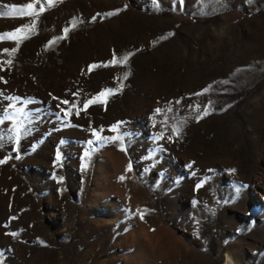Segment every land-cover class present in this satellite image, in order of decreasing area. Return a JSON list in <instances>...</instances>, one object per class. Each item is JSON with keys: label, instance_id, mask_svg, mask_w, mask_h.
I'll return each mask as SVG.
<instances>
[{"label": "rangeland", "instance_id": "374dc122", "mask_svg": "<svg viewBox=\"0 0 264 264\" xmlns=\"http://www.w3.org/2000/svg\"><path fill=\"white\" fill-rule=\"evenodd\" d=\"M32 20L0 39V264H264V0H0Z\"/></svg>", "mask_w": 264, "mask_h": 264}, {"label": "snow or ice", "instance_id": "6c2138e0", "mask_svg": "<svg viewBox=\"0 0 264 264\" xmlns=\"http://www.w3.org/2000/svg\"><path fill=\"white\" fill-rule=\"evenodd\" d=\"M44 2L48 5V7H52L56 3V0H44ZM181 2H183V0H181ZM249 2H251V0H249ZM13 7H15V6H13ZM24 8H26V9H34V5L32 3H29V4L25 5ZM45 10H46L45 7L43 6V4H41V6L39 8V12H36V11H24L22 9L21 12H20V15L21 16H29V17L38 16L40 13L44 12ZM117 11H119V10H117ZM114 14H116V13H114V12L107 13V15H109V16L110 15H114ZM4 15H11V13H4ZM93 19H95V17H93ZM75 26H76L75 24L72 25V27H75ZM35 28H36L35 20H32V21H30L29 24H25V25H23L21 27H18L17 29L14 30V32L0 34V39H11V40L19 42V41H21L23 39L29 38V36L35 31ZM68 31H69V29L65 28L64 29V34L65 35L62 36V37H58L57 39H64L66 37ZM169 35H172V34L170 33ZM53 43H55V40L49 41V45H51ZM4 51L8 52L9 49H4ZM15 51H17V48L11 49V52L15 53ZM131 55L132 54L129 53V54L124 55V56L120 57L119 59H117L115 57V54H114V57L109 62V64L110 65H116V64L126 65L128 63L129 57ZM7 63L11 64L12 61L9 60V61H7ZM105 66H108V65H105ZM95 67H97V65H90L89 68H88V71H92ZM0 68H2V65H0ZM128 75H129V73H127V72L124 73L123 76H122V80H126ZM0 79H2V78H0ZM223 83H228V81H223ZM122 87H123V84L121 83V87L120 88H117V89H105V90L101 91L96 97H93V98L87 100L84 103V110H86L91 104H94V103H106L107 97L110 96V95L115 94L118 91H120L122 89ZM211 89H212V85H209L206 88H204L201 93H196V95H202L203 93L209 92ZM13 99H19V98L16 97V98H13ZM63 103L68 104L69 101H63ZM177 103H179V101H177ZM210 104H211V101H209V105ZM73 108H76V105H73ZM168 110L171 111L172 109L169 108ZM196 110H199V106H197ZM71 112H72V108H69L68 110H66V115H70ZM156 112L160 113L161 109H156ZM76 114L79 115V109H77ZM208 114H209L208 108L205 107L203 115H208ZM200 118H202V116L197 117V119H200ZM4 119H11V118L10 117H5ZM0 123H3V120H0ZM117 127H118V125L114 126L113 130H116ZM173 131H175L176 134L179 135L180 127L179 126L174 127ZM17 132H18V130H17ZM96 138H97V140L103 139L102 137L99 136V134H96ZM156 138L160 139L161 137L158 136ZM17 139H19V135H17ZM109 139H111L112 141H115V140L120 139V137H118V136L117 137H111ZM169 139H171V137H169ZM89 143H91V141H89ZM86 155H87V153H86ZM4 162L5 161H0V163H4ZM85 167H86V165H85ZM189 167H191V165H189ZM128 170H131V164H129ZM232 171H235V170L233 169ZM120 179L123 180V179H125V177L121 176ZM197 187H200V185H198ZM141 218H143V215H141ZM13 235H15V234H13Z\"/></svg>", "mask_w": 264, "mask_h": 264}, {"label": "bare ground", "instance_id": "6f19581e", "mask_svg": "<svg viewBox=\"0 0 264 264\" xmlns=\"http://www.w3.org/2000/svg\"><path fill=\"white\" fill-rule=\"evenodd\" d=\"M225 259H226L225 264H235L229 254H226Z\"/></svg>", "mask_w": 264, "mask_h": 264}]
</instances>
